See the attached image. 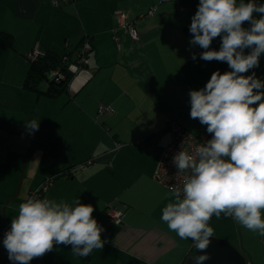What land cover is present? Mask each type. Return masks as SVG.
<instances>
[{
	"label": "crops",
	"instance_id": "crops-1",
	"mask_svg": "<svg viewBox=\"0 0 264 264\" xmlns=\"http://www.w3.org/2000/svg\"><path fill=\"white\" fill-rule=\"evenodd\" d=\"M198 4L67 0L54 6L51 0H0V231L31 190L54 176L43 198L91 204L104 229L101 239L108 241L88 257L56 244L38 257L43 264H184L194 252L193 241L181 239L161 219L173 198L155 171L170 140L171 119L193 132L206 127L190 117V90L204 88L214 71H231L226 62L204 61V49L190 44ZM152 6L154 13L142 18ZM119 10L135 22L138 39L120 26ZM4 32L11 34V44L1 38ZM85 39L92 43L89 64L72 73L66 90L52 96L24 86L31 65L27 53L35 46L71 52L75 60ZM220 45L217 37L210 48L218 51ZM253 70L264 81V54L259 67L244 75ZM48 84L44 80L40 88ZM101 104L113 112H100ZM32 120L39 122L38 130L27 127ZM90 157L97 160L79 167ZM110 205L123 208L122 223L109 220ZM209 226L214 236L242 250L249 264H264V236L223 213L219 219L213 215ZM3 239L0 235V264L9 261ZM33 259L30 264H40Z\"/></svg>",
	"mask_w": 264,
	"mask_h": 264
},
{
	"label": "clouds",
	"instance_id": "clouds-1",
	"mask_svg": "<svg viewBox=\"0 0 264 264\" xmlns=\"http://www.w3.org/2000/svg\"><path fill=\"white\" fill-rule=\"evenodd\" d=\"M244 22L250 26L243 27ZM189 30L190 44L204 49L201 59L226 62L231 71H214L204 88L189 92L190 117L213 135L191 153L181 148L173 156L177 175H185L182 187L169 186L173 199L162 209L161 219L181 239L193 241L203 253L194 258L195 264H204L210 259L206 250L214 235L209 226L213 215L219 219L223 213L264 236V81L255 72L244 75L259 67L264 54V4L199 0ZM217 37L218 51L210 48ZM27 127L38 130L39 122L32 120ZM93 212L79 198L68 203L29 197L4 234L9 260L29 264L56 244L71 245L80 257L102 250L108 241L101 239L104 229Z\"/></svg>",
	"mask_w": 264,
	"mask_h": 264
},
{
	"label": "built area",
	"instance_id": "built-area-1",
	"mask_svg": "<svg viewBox=\"0 0 264 264\" xmlns=\"http://www.w3.org/2000/svg\"><path fill=\"white\" fill-rule=\"evenodd\" d=\"M67 0H51V4L54 6L60 5L62 2ZM156 10V6H152L147 13L141 15L142 18L152 15ZM118 17L120 19V26L124 28L134 39L139 38V31L135 25L134 21L127 19V13L119 10ZM115 39L118 41V46L120 47L119 37L115 34ZM92 49V43L89 39H85L82 43V46L79 49L78 56L75 60L70 61L67 65V70L56 67L48 73V78L50 81L55 83L64 82L67 79V74L76 73L85 66L89 64V52ZM42 49L37 45L30 52L27 53V59L30 61L36 60L40 54H42ZM67 59V57H65ZM253 72L256 73V70H253L249 73L251 75ZM100 112L112 113L113 108L110 105L101 104ZM207 126L200 132H193L189 128L183 125L179 119H171L168 123V130L170 132V140L168 144L163 149V156L158 168L155 171L156 178L160 180L167 188L172 184H178L182 187L183 177L185 173H179L177 175L178 169L172 162L173 156L181 150L192 152L199 144L206 142L211 139L213 134H210L206 131ZM120 144L117 143V146ZM97 160V157H90L86 161L82 162L79 167L85 168L93 164ZM177 175V176H176ZM54 179V176L46 178L41 184L31 190L29 197L37 196L43 198L45 192L47 191L51 181ZM27 198V199H28ZM107 213L109 220L116 223H122L124 218L123 208L118 207L117 205H110L107 208ZM11 224L7 223L2 230L0 235L4 237V234L10 229Z\"/></svg>",
	"mask_w": 264,
	"mask_h": 264
},
{
	"label": "trees",
	"instance_id": "trees-1",
	"mask_svg": "<svg viewBox=\"0 0 264 264\" xmlns=\"http://www.w3.org/2000/svg\"><path fill=\"white\" fill-rule=\"evenodd\" d=\"M1 38L10 44L12 43V36L10 33H2ZM65 57H67V59H65ZM73 60L74 58H72L71 52L58 54L54 51H43V53L40 54V56L36 60L31 61L24 86L28 89L35 90L37 92H44L48 95H58L59 93L67 89L69 81L73 75L72 73L68 72L67 79L64 82L55 83L49 80L48 73L56 67H61L67 70V65L70 61ZM44 80H47V82L49 83L46 90H42L40 88V85L44 82Z\"/></svg>",
	"mask_w": 264,
	"mask_h": 264
},
{
	"label": "water",
	"instance_id": "water-1",
	"mask_svg": "<svg viewBox=\"0 0 264 264\" xmlns=\"http://www.w3.org/2000/svg\"><path fill=\"white\" fill-rule=\"evenodd\" d=\"M210 239L211 243L206 250L210 259L204 264H249L246 255L230 239L214 235ZM201 254L203 253L195 248L184 264H195L194 258ZM36 258L42 263L38 257ZM6 264H18V262L9 260Z\"/></svg>",
	"mask_w": 264,
	"mask_h": 264
},
{
	"label": "rangeland",
	"instance_id": "rangeland-1",
	"mask_svg": "<svg viewBox=\"0 0 264 264\" xmlns=\"http://www.w3.org/2000/svg\"><path fill=\"white\" fill-rule=\"evenodd\" d=\"M195 250V249H194ZM33 261H34V259H33ZM31 262H32V260H31ZM35 262V261H34ZM40 263V262H39ZM29 264H30V262H29ZM40 264H43V263H40Z\"/></svg>",
	"mask_w": 264,
	"mask_h": 264
}]
</instances>
